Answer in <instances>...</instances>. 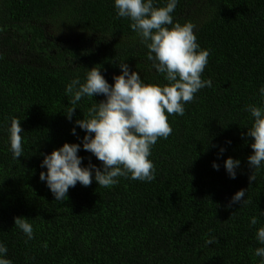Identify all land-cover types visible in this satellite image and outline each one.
<instances>
[{
	"label": "trees",
	"instance_id": "trees-1",
	"mask_svg": "<svg viewBox=\"0 0 264 264\" xmlns=\"http://www.w3.org/2000/svg\"><path fill=\"white\" fill-rule=\"evenodd\" d=\"M173 16L196 26L210 53L202 78L213 86L201 89L183 116L169 117L172 134L152 148L154 180L77 183L60 202L40 180L44 154L81 143L86 133L76 127L72 134L75 121L105 99L82 98L69 121L67 85L83 82L93 67L112 84L119 62L146 84L168 82L114 0H0V242L12 264H261L254 251L264 227V167L250 182L252 138L245 134L254 118L245 108L264 103V0H179ZM68 33L78 36L66 39ZM13 117L24 129L19 159L8 142ZM79 155L84 166L89 159L101 165L82 147ZM228 157L241 161L235 179L224 167ZM241 189L246 203L229 207ZM16 217L29 219L33 239L15 227Z\"/></svg>",
	"mask_w": 264,
	"mask_h": 264
},
{
	"label": "clouds",
	"instance_id": "clouds-1",
	"mask_svg": "<svg viewBox=\"0 0 264 264\" xmlns=\"http://www.w3.org/2000/svg\"><path fill=\"white\" fill-rule=\"evenodd\" d=\"M179 0H166L163 7L155 6L154 0H114L117 16L131 21L130 27L137 33L140 42L148 49L147 59L152 62L155 71L164 76L165 85L146 84L138 71H132L129 64L119 62L120 75L113 77L110 84L100 68L93 67L86 73L85 80L74 78L66 87L71 107L64 113L69 121L77 109L76 105L84 97L97 95L105 99L93 104L87 117L77 119L72 129L78 135L76 127L86 134L81 143H64L63 146L44 154L40 180L46 182L55 201L63 202L69 189L77 183L90 186L93 180L102 187H111L120 177L151 182L155 179V165L150 159L152 148L161 138L172 134L170 116H183L185 105L195 99L196 94L205 87H212L211 79H203L202 74L208 64L209 51L202 49L191 22L181 24L174 21L173 13ZM261 101H264V86L259 89ZM254 121L247 128V137L252 138L253 153L248 156L252 169L249 181L256 180V171L264 167V103L246 105ZM21 121L13 117L8 127V142L13 159L24 155ZM230 144L231 141H228ZM83 150L91 153L100 162L84 166ZM226 148L220 147L222 156ZM241 161L228 157L224 167L231 179L237 177ZM217 171L220 165L213 162ZM246 190L237 191L229 203H246ZM258 223L252 217L250 224ZM15 227L28 239L34 238L33 225L26 217H16ZM255 239L261 245L254 251L264 264V227L256 230ZM214 239L207 241L209 245ZM8 247L0 242V264H12L7 258Z\"/></svg>",
	"mask_w": 264,
	"mask_h": 264
},
{
	"label": "rangeland",
	"instance_id": "rangeland-1",
	"mask_svg": "<svg viewBox=\"0 0 264 264\" xmlns=\"http://www.w3.org/2000/svg\"><path fill=\"white\" fill-rule=\"evenodd\" d=\"M56 37H57V35H55ZM78 36V34L77 33H68L66 36H65V38L66 39H74V38H76ZM3 48L0 46V56H1V53H3ZM16 59H18L19 61H21L23 58H22V56L21 55H19V54H15V53H13L12 54Z\"/></svg>",
	"mask_w": 264,
	"mask_h": 264
}]
</instances>
